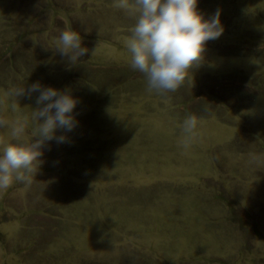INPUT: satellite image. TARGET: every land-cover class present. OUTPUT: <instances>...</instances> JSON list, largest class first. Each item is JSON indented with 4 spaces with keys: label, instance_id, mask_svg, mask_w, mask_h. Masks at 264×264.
Segmentation results:
<instances>
[{
    "label": "rangeland",
    "instance_id": "rangeland-1",
    "mask_svg": "<svg viewBox=\"0 0 264 264\" xmlns=\"http://www.w3.org/2000/svg\"><path fill=\"white\" fill-rule=\"evenodd\" d=\"M197 8L219 9L224 31L161 95L130 67L135 19L113 0H0V144L13 88L78 100L76 127L45 142L30 183L0 191V264H264V162L250 159L264 156V0ZM63 30L89 50L71 65L54 44ZM37 95L18 97L19 113Z\"/></svg>",
    "mask_w": 264,
    "mask_h": 264
},
{
    "label": "clouds",
    "instance_id": "clouds-1",
    "mask_svg": "<svg viewBox=\"0 0 264 264\" xmlns=\"http://www.w3.org/2000/svg\"><path fill=\"white\" fill-rule=\"evenodd\" d=\"M197 3L198 0H113L114 7L135 19L124 45L130 53V67L143 74L148 91L161 95L176 91L190 69L201 62L206 42L222 35L220 10L206 19ZM54 44L69 65L89 51L81 46V36L74 30L61 31ZM33 93H38V107L30 114L19 113L17 98ZM7 95L12 98L10 109L17 115L9 124L8 139L0 144V191L14 181L30 183L27 173L32 172L33 163L42 155L45 142H65L66 137L57 136V130L70 132L78 123L73 113L78 100L67 88L60 90L37 81L27 89L24 84L13 88ZM197 125L195 115L182 121L179 143L183 147L187 148L195 137ZM250 159L257 164L264 162L261 155L253 154Z\"/></svg>",
    "mask_w": 264,
    "mask_h": 264
}]
</instances>
